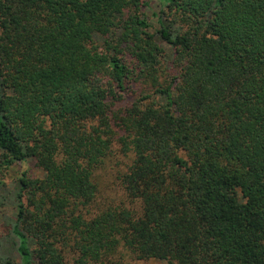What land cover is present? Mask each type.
<instances>
[{
	"label": "trees",
	"instance_id": "1",
	"mask_svg": "<svg viewBox=\"0 0 264 264\" xmlns=\"http://www.w3.org/2000/svg\"><path fill=\"white\" fill-rule=\"evenodd\" d=\"M159 2L152 32L144 0H0V173L42 172L0 264H264V0Z\"/></svg>",
	"mask_w": 264,
	"mask_h": 264
},
{
	"label": "rangeland",
	"instance_id": "2",
	"mask_svg": "<svg viewBox=\"0 0 264 264\" xmlns=\"http://www.w3.org/2000/svg\"><path fill=\"white\" fill-rule=\"evenodd\" d=\"M147 3L141 10L148 17L150 30L155 32L159 27V0H144ZM158 41H160L158 39ZM166 47V45H163ZM167 54L171 57V50L166 48ZM114 152L105 158L103 164L96 171V181L98 192L93 204L90 206L91 212H98L108 204H117L124 199L123 190L120 186L119 175L123 173L130 164L132 155H123L118 151V145H113ZM25 172L29 178L42 176V172L36 167L35 161L27 159L15 163L10 168L0 173V240L13 238V223L16 217L17 208L12 200L14 191L18 188L19 178ZM18 259V256H17ZM114 260L119 264H166L158 259H136L125 249L117 252Z\"/></svg>",
	"mask_w": 264,
	"mask_h": 264
}]
</instances>
